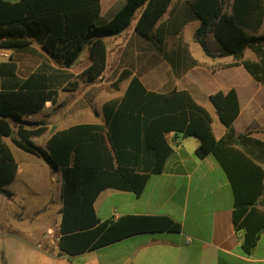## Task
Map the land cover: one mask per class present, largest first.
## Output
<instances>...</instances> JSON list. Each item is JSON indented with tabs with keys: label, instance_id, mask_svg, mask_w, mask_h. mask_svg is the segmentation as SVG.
<instances>
[{
	"label": "trees",
	"instance_id": "1",
	"mask_svg": "<svg viewBox=\"0 0 264 264\" xmlns=\"http://www.w3.org/2000/svg\"><path fill=\"white\" fill-rule=\"evenodd\" d=\"M174 0H126L109 20H102L101 0H0V50L39 59L37 69L26 78L18 76L13 60L0 63V193L12 183L17 164L6 139L18 149L43 159L52 169L63 172V202L59 249L67 256H78L138 234L181 232V225L166 216L125 217L118 222H101L94 202L105 189L130 191L141 195L150 173H161L172 152L167 133L195 137L199 159L213 156L224 171L234 196L233 224L242 233V250L253 253L264 233V142L254 132L238 135L234 123L240 115L235 90L210 97L225 135L218 140L210 113L187 92L168 95L148 92L137 78L122 100L105 105L110 110L106 126L82 125L56 133L47 148L32 139L41 131L24 129L22 118L41 113L47 102L55 103L61 90L78 88L71 72L83 52L91 65L79 79L92 83L108 67L106 38L126 31L137 12V34L147 40L169 32L180 34L190 22H200L194 39L210 58H232L264 87V36H254L264 24V0H187L178 10L172 26L158 24ZM231 6V12H229ZM169 24V23H168ZM169 26V28H168ZM167 28V29H166ZM214 37L219 48L212 51L207 42ZM250 51L256 61L245 59ZM54 62V64H53ZM131 76L124 73L121 77ZM133 108L125 112V104ZM115 108L117 111L114 112ZM120 117L129 119L131 136L126 143L115 139ZM14 122L17 134L13 136ZM130 147L151 171L138 173L117 163L119 148ZM132 154V156H134ZM150 158V161H149Z\"/></svg>",
	"mask_w": 264,
	"mask_h": 264
},
{
	"label": "crops",
	"instance_id": "2",
	"mask_svg": "<svg viewBox=\"0 0 264 264\" xmlns=\"http://www.w3.org/2000/svg\"><path fill=\"white\" fill-rule=\"evenodd\" d=\"M125 1L101 0L102 20L109 21ZM186 1L174 0L157 29L167 25L174 28L173 19ZM232 1L229 0V5ZM140 15L141 10L127 29L133 28L127 36L128 43L119 53L116 70H109L112 50L106 39L108 67L101 77L92 83L79 79L91 65L87 51L83 52L78 60L83 69L74 75L78 88L59 91L55 103L47 102L38 115L21 119L19 125L24 129L41 131L32 141L46 149L56 133L82 125L106 126L111 112H106L105 105L124 99L133 78H137L148 92L190 94L210 113L218 140L226 129L210 97L235 90L241 109L234 123L236 133L254 132L264 142V87L242 66H233L232 58H210L205 54L194 39L200 22H190L180 34L169 32L147 40L136 32ZM250 34L264 36V24L258 32ZM207 42L212 51L218 50L213 36ZM245 59L257 60L247 51ZM124 73L131 76L122 79ZM1 84L0 77V89ZM132 108L131 102L125 104L126 113ZM12 124L16 136L17 125ZM131 134L129 119L120 117L116 141L126 143ZM165 139L172 152L161 173H150L143 193L137 196L130 191L105 189L96 198L94 210L101 222L166 216L181 225V232L138 234L73 257L59 249L64 206L62 170L50 168L40 157L18 149L6 139L17 173L14 181L4 188L9 196L0 193V264H264V233L252 254L242 250V233L236 232L233 224L232 188L215 158L196 156L200 141L195 137L167 133ZM118 151L116 167L119 164L134 168L138 173L151 171V164L142 159L144 154H140V159L130 147Z\"/></svg>",
	"mask_w": 264,
	"mask_h": 264
},
{
	"label": "rangeland",
	"instance_id": "3",
	"mask_svg": "<svg viewBox=\"0 0 264 264\" xmlns=\"http://www.w3.org/2000/svg\"><path fill=\"white\" fill-rule=\"evenodd\" d=\"M9 1L19 2L21 0H9ZM105 19H106V15H105ZM131 29L133 28L126 30L125 32H123V34L119 36L106 38L107 41H109V48L112 50V54H111V58L109 62V67H110L109 70L111 71L116 70L118 66L119 53L125 48L126 44L128 43L127 36L131 32ZM247 52L250 53V51H247ZM12 56H13V53L10 52L9 60H3L0 58V62L10 61ZM13 60L18 64V76L20 77H25V76L30 75L32 72H34L37 69V66L40 63L38 58L31 56V55H26V54L14 55ZM82 69H83L82 62H77L72 68L71 72L75 75V74L80 73ZM26 118L28 119L30 117H26Z\"/></svg>",
	"mask_w": 264,
	"mask_h": 264
},
{
	"label": "built area",
	"instance_id": "4",
	"mask_svg": "<svg viewBox=\"0 0 264 264\" xmlns=\"http://www.w3.org/2000/svg\"><path fill=\"white\" fill-rule=\"evenodd\" d=\"M10 52L11 51H8V50H0V58L3 60H9Z\"/></svg>",
	"mask_w": 264,
	"mask_h": 264
}]
</instances>
